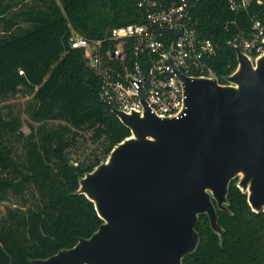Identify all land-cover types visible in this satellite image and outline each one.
Returning <instances> with one entry per match:
<instances>
[{
  "label": "trees",
  "instance_id": "1",
  "mask_svg": "<svg viewBox=\"0 0 264 264\" xmlns=\"http://www.w3.org/2000/svg\"><path fill=\"white\" fill-rule=\"evenodd\" d=\"M4 1L0 15L8 29L15 28L0 35V104L20 92L33 94L29 112L39 124L30 123L26 135L21 117L0 108V202L14 200L0 212V264H31L98 230L103 220L93 202L74 192L80 177L131 134L101 102V81L69 38L74 31L106 38L112 28L140 21V13L133 0H32L31 12L13 10L25 0ZM258 1L238 15L227 0L198 5L199 30L216 46L208 65L222 83L237 67L230 43L240 33L247 36L254 20L264 24V0ZM78 130L88 131L91 142L101 145L83 161L70 156ZM236 183L230 184V212L218 210L223 240L208 216L200 215V244L184 264H264V211H253Z\"/></svg>",
  "mask_w": 264,
  "mask_h": 264
},
{
  "label": "water",
  "instance_id": "2",
  "mask_svg": "<svg viewBox=\"0 0 264 264\" xmlns=\"http://www.w3.org/2000/svg\"><path fill=\"white\" fill-rule=\"evenodd\" d=\"M230 46L237 67L225 83L184 78L186 115L127 113L101 97L131 131L74 192L93 202L103 223L31 264H184L200 244V215L223 240L218 210L230 212L236 179L252 210L264 211V54L251 59Z\"/></svg>",
  "mask_w": 264,
  "mask_h": 264
},
{
  "label": "built area",
  "instance_id": "3",
  "mask_svg": "<svg viewBox=\"0 0 264 264\" xmlns=\"http://www.w3.org/2000/svg\"><path fill=\"white\" fill-rule=\"evenodd\" d=\"M201 1L133 0L140 21L114 27L106 38L90 39L73 32L70 46L84 52L107 103L127 113L149 110L160 118L186 115L184 78L215 77L208 59L216 53V46L199 30L196 15ZM251 2L227 0L236 15ZM263 28L256 19L251 32L247 36L240 33L233 43L255 59L264 54Z\"/></svg>",
  "mask_w": 264,
  "mask_h": 264
},
{
  "label": "rangeland",
  "instance_id": "4",
  "mask_svg": "<svg viewBox=\"0 0 264 264\" xmlns=\"http://www.w3.org/2000/svg\"><path fill=\"white\" fill-rule=\"evenodd\" d=\"M23 25L28 26L27 23ZM33 94L25 96L22 92L17 93L14 96H11L10 99L4 101L0 104V108L3 112L7 113L9 110H12L14 113L18 114L22 121L23 127L22 130L26 135L31 133L29 124L38 126V122L31 121V115L29 109L33 106ZM60 121H47V124L58 123ZM77 142L70 148V156L73 160L83 161L85 159L91 158L93 152L98 151L101 148L99 143H92L89 139V132L78 130ZM14 203V200L11 198L8 202H0V212L5 210L7 205Z\"/></svg>",
  "mask_w": 264,
  "mask_h": 264
},
{
  "label": "crops",
  "instance_id": "5",
  "mask_svg": "<svg viewBox=\"0 0 264 264\" xmlns=\"http://www.w3.org/2000/svg\"><path fill=\"white\" fill-rule=\"evenodd\" d=\"M17 2H20V1L19 0L14 1V3H17ZM31 2L32 0H25L23 3L25 6L22 5V3H19L18 6L16 7L14 6L13 10H17L19 7H23L26 12H31L32 10L31 5H30ZM7 4H9V0H5L3 2V5H7ZM22 27H26V26L22 24ZM14 28L15 27H13L11 30H13ZM11 30L7 28L5 20L0 15V35L6 34V32L9 33Z\"/></svg>",
  "mask_w": 264,
  "mask_h": 264
}]
</instances>
